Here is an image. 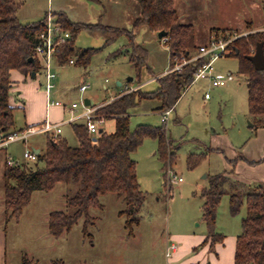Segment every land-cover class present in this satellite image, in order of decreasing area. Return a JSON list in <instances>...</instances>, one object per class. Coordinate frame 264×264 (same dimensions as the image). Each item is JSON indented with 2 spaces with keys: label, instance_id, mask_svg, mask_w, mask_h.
Here are the masks:
<instances>
[{
  "label": "rangeland",
  "instance_id": "obj_1",
  "mask_svg": "<svg viewBox=\"0 0 264 264\" xmlns=\"http://www.w3.org/2000/svg\"><path fill=\"white\" fill-rule=\"evenodd\" d=\"M17 1L20 4L18 18L25 25L44 20L48 14L52 15L53 23L58 24L57 15L64 14L72 23L106 26L115 19L119 22L117 25L120 30L132 29V26L128 25L127 16H105L104 6L107 5V0H101V4L83 0ZM224 5L225 10H219L216 14L207 12V0H188L184 7L180 8L182 22L191 24L196 29L197 46L206 43L211 36V28L221 22L228 23L227 26L232 28V31L224 29L225 31L241 36L249 34L242 24L244 18L253 16L256 18V26L264 25V11L241 9L246 5V1L229 0L225 1ZM135 44L146 51L147 64L140 73L130 62L133 47L126 36L106 44L101 37L91 36L87 32L79 33L75 40L76 51L95 49L97 52L86 67L60 66L54 63L52 72L57 78L51 98L69 104L68 106L72 103L78 104L80 107L77 115H80L85 110L81 107L85 100L91 101V107L95 108L129 86H142L143 91L156 90L159 86V75L171 67L165 39L161 40L157 34L142 29L135 38ZM239 66L240 62L235 57L219 58L213 64L212 74H215V71L222 74L231 73L235 81L225 87L209 88L202 79L192 85L191 90L189 89L178 102L167 122V136L175 154L174 161H161L159 143L152 138H145L132 155L137 163L140 186L148 194L140 212L141 222L134 227L132 236L126 229V216H121L126 204L116 194H108L100 198L103 208L91 209L89 217L82 218L72 229L64 247L60 244L59 247L55 246L53 251H46L45 246L40 248L34 236L41 237L40 234L46 229V218H50L52 213L63 212L72 215L75 212V209L68 206L67 197L73 196L79 190V185L58 184L52 192H36L21 217L8 220L3 178L7 158L19 161L20 164L31 165L32 162L24 159V153L32 147L45 152L48 137L45 134L36 135L27 144L18 142L1 150L0 238L5 248L2 260L4 264H22L23 257L29 250H34L33 252L40 255L39 264H51L50 259L61 257L64 258L65 264H163L164 245L170 234L207 233L206 224L202 220L204 200L201 198V192L208 187L209 177L224 173L239 186L256 185L257 179H264V169L257 171L246 162L241 163L242 161L236 162V166L232 164L240 156L247 158L248 162L256 160L258 155L251 154L254 144H248L246 148L245 144L259 133L264 134L260 131L264 128L256 130L252 126L248 113L246 79L240 75ZM37 75L41 76L40 73ZM129 79L133 81L129 83ZM40 82L44 90L43 77ZM118 83L123 87H119ZM83 86L88 87L84 93L80 90ZM130 92L132 91L126 93ZM206 92L211 97L208 101L204 98ZM14 102L18 106V99L14 98ZM160 108L159 101L145 100L138 107L131 109V131L134 132L140 126L153 129L162 127L163 114L159 111ZM38 113L42 115L46 111L40 108L36 114ZM52 117L58 119L59 114H52ZM69 118L70 115L67 114L65 121ZM13 119L15 131L26 128L27 122L30 121L23 108L14 109ZM79 123L82 124L83 121ZM100 129L108 134L114 133L115 122L105 121L100 125ZM62 131L61 136L67 140L69 146L79 147L71 125L65 124ZM209 149H218L220 152L210 153ZM193 155L204 157L198 166L190 168L189 158ZM40 167H43V164H40ZM179 179H182V182H179ZM246 214L244 203L241 212L232 215L230 197L224 195L218 208L217 233L240 235L242 220Z\"/></svg>",
  "mask_w": 264,
  "mask_h": 264
},
{
  "label": "trees",
  "instance_id": "obj_2",
  "mask_svg": "<svg viewBox=\"0 0 264 264\" xmlns=\"http://www.w3.org/2000/svg\"><path fill=\"white\" fill-rule=\"evenodd\" d=\"M101 3V0H86ZM177 0H141V15L132 23L131 30H120L102 24L87 25L72 23L64 14L57 15L58 24L65 32H70V40L57 52L60 66L69 64L89 65L97 52L95 49L76 51L75 40L79 33L87 32L91 36L101 37L106 44L126 36L133 47L130 62L138 73L146 66V51L135 44V38L142 29L152 34L165 32V45L170 54V69L177 64L199 56L200 47L196 45V29L182 22L176 9ZM20 4L17 0H0V132L10 134L13 130L14 108L10 107L11 72L18 71L32 76L41 73V60L36 55L40 44V35L46 31L47 18L37 23L22 24L18 18ZM217 40H228L238 36L228 45L230 53L226 57L239 60V73L246 79L248 89V113L252 126L258 130L264 128V71H257L248 57L255 54L257 46L264 44V31L249 32L245 36L235 35L225 30H214ZM209 58L201 57L186 66L182 71H173L160 77L158 88L152 92L142 89L125 93L113 102L97 110L96 115L105 121L115 122V132L108 134L104 130L96 136L90 135L85 125L74 124L73 130L79 147L69 146L60 136H48L45 152H40L38 160L32 164L18 163L14 167L5 165V208L7 219H19L32 201L36 192H52L58 184H78L79 190L67 197L69 207L75 209L72 215L54 212L50 215L49 231L54 238H60L70 232L78 222L89 217L91 209H101L100 198L116 194L126 204L121 216H126V229L130 236L134 227L142 219L140 212L148 194L140 186L137 163L132 155L143 144L145 138L159 143V156L162 162L171 163L175 159L172 144L167 136V123L160 128L138 127L134 132L130 128V110L138 107L142 101H159V111L164 114L173 111L185 91L194 83L195 75ZM96 139V141H94ZM210 153L220 152L209 149ZM204 155L189 158V167L199 165ZM243 161L251 166L257 162H248L243 156L232 162ZM231 163V162H230ZM43 164V167H40ZM224 195L230 197V211L238 215L246 204V217L242 220V233L237 238L236 264H264V181L256 185L234 183L224 173L209 177V185L201 192L204 200L202 220L205 222L211 247L223 242L224 237L216 231L218 208ZM22 264H37L27 255ZM52 264H65L56 260Z\"/></svg>",
  "mask_w": 264,
  "mask_h": 264
},
{
  "label": "crops",
  "instance_id": "obj_3",
  "mask_svg": "<svg viewBox=\"0 0 264 264\" xmlns=\"http://www.w3.org/2000/svg\"><path fill=\"white\" fill-rule=\"evenodd\" d=\"M83 1H86V0H83ZM140 1L141 0H107V5L104 6L105 16L110 15L111 17H115V18L119 15L127 16L128 17V25L130 24L132 26L133 21L135 19L139 18L141 15ZM187 1L188 0H177V2H176V9L178 11V14L180 15L181 20H182V16H181V13L179 10H180V8H182V6L184 7V5ZM207 1H208V7L206 8L207 12L209 14H214V12H215V14H216V12L218 13L219 10H221V11L223 9L225 10L224 7H226V6L224 5V2L229 1V0H207ZM239 1H246V5L244 7H241V9H245V8L248 9L249 8L252 11H254V10L258 11V9H260V11H262V12L264 11V0H251V1L239 0ZM238 3H240L242 5L245 4L242 2H238ZM255 19L256 18L253 16H251V17L249 16L248 18H244L242 24H244L243 27L245 28V31H247V33L264 31V25L263 26L262 25L256 26L254 24ZM118 23L119 22L117 20L113 19L111 21V23L106 25V27L119 29L118 28L119 25H117ZM242 24H240V25H242ZM215 25L216 26L211 28V30H210L211 32L214 30H224V29L232 31V28L227 26L228 23L223 24L221 22L220 24H215ZM234 30H238V29H234ZM213 37H214L213 35L210 36L209 40L206 43H202L201 45H198V46L201 48L203 46L208 45ZM169 56H170V54H169ZM169 63H170V57H169ZM57 65H59V64H57ZM69 66H74V65H69ZM170 71H171V69L164 71L163 73H161L159 75V77H162V76L168 74ZM214 73L215 74H213V76L216 78H220V79H224V78L228 77L229 75L233 76V74H231V73H228V74L223 73L222 74V73H219L217 71H215ZM41 78L42 77L40 75H36L35 78H33L32 76L23 75L18 71H12L11 72V77H10L11 94L14 97L10 96L9 105H10V107H12L14 109L23 108V110L26 112V116L30 117V121L27 122L26 128L38 126V125L42 124L46 120L48 113H49L50 120L53 123H61V122L65 121V117L67 116V113L62 108H59V107H50V109L48 110V96H47L45 90H43L41 88V82H40ZM200 80H202V79H200ZM203 80H204L203 81L204 83L206 82V84L209 85V88L210 87L215 88L211 85V82L208 78H203ZM132 81H133V79H132ZM199 81H197V82H199ZM234 81L235 80H233L232 82H234ZM129 83H130V81H129ZM195 83H193V85ZM118 86L123 87V85L120 83H118ZM142 88H143L142 86H137V87L136 86H129L125 90L121 91L118 95L113 97L111 100L104 101V102L100 103L99 105H97L95 108L94 107L92 108L91 105L88 107L92 108V109H96L97 107H100L101 105H103L105 103L113 102L114 100H116L120 96L124 95L126 92L134 91V90L142 89ZM189 89H190V87L185 91L182 98L189 91ZM145 92H152V91H145ZM207 94L208 93L206 92L204 95V98L206 101L211 99V97H209V98L205 97ZM14 98L18 99V101H19L18 106L16 105L17 103L14 102ZM52 100L60 101V100H55L53 98H52ZM90 103L92 104L91 101H90ZM65 105H69V104H65ZM40 108H41V110L45 109V111H46L45 114H42L43 116L40 115V113H38V115L36 114ZM52 114H54V115L59 114V118L53 119ZM171 115H172V112H171ZM80 121H78L77 123H74V124H80L79 123ZM74 124H69V125H71L72 130H73ZM82 124L84 125V121ZM26 128H24V129H26ZM260 131L264 132V129L260 130ZM73 132H74V130H73ZM62 134H63V131L60 135L47 134V137L49 135L53 136V137L60 136L62 139L66 140L65 138H63L61 136ZM260 134L261 133H259V135H257V137H255L254 139H251L249 143L245 144V148L248 146V144L249 145L252 143L254 144L252 146V149H251V154H253L254 156L258 155V158H256V160L249 161V162L259 163L258 165H255L252 167V168L256 169L257 171H259V170L261 171V169H264V134H262V135H260ZM34 149L39 150L36 147H34ZM214 150H218V149H214ZM40 152H41V150H40ZM245 159L248 161L247 158H245ZM241 163H243V161ZM232 175H234V174H232ZM263 181H264V179L259 178L256 180V182H257L256 184L262 183ZM34 194H33L32 200L34 198ZM4 195H5V186H4ZM28 207H26L25 209H27ZM49 219L50 218H48V217L46 218V223H47L46 229L44 230V232H42L40 234L41 237H36V236H34V237H35V240L37 242V245L40 248H44V246H45L44 249H46V251H47V249H49V251H53L56 249L55 246L59 247L60 244L62 245V247H64V244L66 241H68V238H69L72 230L70 232L64 233L60 238H54L50 234V231H49ZM218 234L222 235L224 237V241L217 243L214 247H211L210 241L207 240L208 230H207V233H205V232H202V233H190V232L183 233V232H181V233L170 234L166 238L165 245H164L163 259H165V262L163 264H236L235 263V253H236L237 238H238L239 234L237 233L234 236H230L228 234H222V233H218ZM33 235H35V233ZM172 246L177 247V250L173 253L170 252V248ZM1 249H2V251H1ZM29 251L30 252H27L26 255L29 258H31L35 263L39 264L40 263L39 262L40 261L39 260L40 255L38 256V254L33 252L34 250H29ZM4 252H5V248H4L3 242L1 241V238H0V264H4V262L2 261L3 256H5ZM168 253H171V256L168 257L167 256ZM55 259L52 258V259H50L49 262L52 264V262H54L56 260H61L63 262L65 261L63 257L57 258L56 260Z\"/></svg>",
  "mask_w": 264,
  "mask_h": 264
},
{
  "label": "built area",
  "instance_id": "obj_4",
  "mask_svg": "<svg viewBox=\"0 0 264 264\" xmlns=\"http://www.w3.org/2000/svg\"><path fill=\"white\" fill-rule=\"evenodd\" d=\"M46 31L43 32L39 39L40 44L36 48V55L41 60L42 70H41V76L44 78V83L42 86L45 87V92L48 96V110L50 107H59L62 108L67 114L70 115L69 120L63 121L61 123H53L50 120L49 113L47 114L46 120L38 125L26 128L20 132H14L10 134H5L0 132V151L7 149L11 144L23 142L24 144H27V142L36 135L40 134H54V135H60L62 133V127L65 124H74L77 123L80 120L84 121V125L89 132L90 135L96 136L100 133V125H103L105 120L103 118H99L96 115V109L89 108L85 105V101L81 103V107L85 110L82 114L77 115V111L79 110V105L76 103L71 104L70 106L65 105L61 101H54L52 100V92L55 89V80L57 78L56 74L52 72L53 70V64L57 63V52L59 48L66 44L70 38V32H65L62 27L59 24L53 23V17L51 14L47 15V21H46ZM237 38V36L234 39H228V40H217L215 37L212 38L210 43L206 46H203L200 48V53L198 57H195L192 60L184 61L181 64H177L172 70L173 71H182L183 67L187 64L201 58V57H207L209 58V62L205 64L197 74L195 75L194 83L199 81L203 78H208L211 82V85L215 88L219 87H225L230 82L234 80V77L229 75L228 77L224 79L216 78L213 76V64L216 60L219 58L226 57L230 53L228 50V45L234 41ZM75 61L70 60L68 65H74ZM86 86L81 87V92L84 93L87 91ZM206 98H209L210 95L207 94L205 96ZM172 111H167L162 115V122L167 123L169 120V117L171 115ZM34 148H28L26 152L24 153V159L28 162H36L38 160V155L35 154ZM7 165L10 167L16 166L19 161H14L10 157L7 158L6 161ZM179 182H182V179L178 180ZM177 250L176 246H172L170 248V252H175ZM167 256H171V253H168Z\"/></svg>",
  "mask_w": 264,
  "mask_h": 264
},
{
  "label": "water",
  "instance_id": "obj_5",
  "mask_svg": "<svg viewBox=\"0 0 264 264\" xmlns=\"http://www.w3.org/2000/svg\"><path fill=\"white\" fill-rule=\"evenodd\" d=\"M167 36V34L165 32H161L159 33L158 37L159 39L163 40L165 39V37ZM248 60L251 61L254 66L255 69L257 71H264V44L260 43L257 46L256 52L254 55L248 57ZM36 74L34 73L32 75L33 78H35ZM129 81L131 82L132 79H129ZM85 105L88 107L91 105L89 100H85ZM102 132V130L100 131V133ZM94 141H96V139H94ZM35 154L39 155L40 154V150H34Z\"/></svg>",
  "mask_w": 264,
  "mask_h": 264
}]
</instances>
